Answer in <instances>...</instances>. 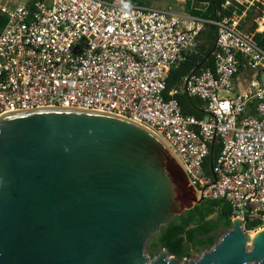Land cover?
I'll return each mask as SVG.
<instances>
[{"label": "built area", "instance_id": "1", "mask_svg": "<svg viewBox=\"0 0 264 264\" xmlns=\"http://www.w3.org/2000/svg\"><path fill=\"white\" fill-rule=\"evenodd\" d=\"M255 13L241 25V17L206 21L123 0L0 1V117L63 108L128 119L161 139L202 201L226 203L231 221L257 233L264 229V10ZM205 24L216 28L213 70L183 77L166 99L169 71L194 51ZM176 94L199 99L204 118L182 115ZM213 141L221 150L210 178L202 164Z\"/></svg>", "mask_w": 264, "mask_h": 264}, {"label": "water", "instance_id": "2", "mask_svg": "<svg viewBox=\"0 0 264 264\" xmlns=\"http://www.w3.org/2000/svg\"><path fill=\"white\" fill-rule=\"evenodd\" d=\"M201 202L161 139L128 119L63 108L0 117V264H178L144 250ZM231 223L182 264H264V229Z\"/></svg>", "mask_w": 264, "mask_h": 264}, {"label": "trees", "instance_id": "3", "mask_svg": "<svg viewBox=\"0 0 264 264\" xmlns=\"http://www.w3.org/2000/svg\"><path fill=\"white\" fill-rule=\"evenodd\" d=\"M124 3L144 6L142 0H123ZM227 0H185L184 10L190 16L200 18L206 21H220L224 17H231L235 12V6L239 7L240 15L244 6L236 3L223 6ZM258 6L259 3H257ZM253 12L250 11L249 15ZM4 20H0V29ZM201 41L194 52L186 56L177 68H172L165 79L166 99L183 77L190 74H198L202 70H213L214 63L212 53L215 47L216 28L214 25L205 24L199 34ZM174 98L180 108L182 115L192 116L198 120L204 118L205 114L202 108V102L194 97L185 94H176ZM221 150V145L213 141L208 145V154L203 161L202 169L204 175L212 177L211 166L214 164ZM232 211L231 208L222 201H202L193 209L176 216L172 221L160 228L156 235V240L148 244L150 250L165 249L169 256L176 260L189 258V253L184 249L187 244L196 252L209 250L216 244L219 231L223 228L230 230ZM249 229V226L246 227ZM152 238V237H151Z\"/></svg>", "mask_w": 264, "mask_h": 264}, {"label": "rangeland", "instance_id": "4", "mask_svg": "<svg viewBox=\"0 0 264 264\" xmlns=\"http://www.w3.org/2000/svg\"><path fill=\"white\" fill-rule=\"evenodd\" d=\"M1 2H9L11 4H25V0H0ZM143 4L145 7L152 8V9H171L173 12H177L180 14H187L186 11L184 10V3L185 0H142ZM257 1L262 2L261 6L257 9ZM236 3L237 5H242L245 6L243 12L238 15L239 7L235 6V12L233 13L232 16L234 18L238 19V17H241V25H248V23L251 24V22L254 20V18L257 16L256 12L263 11L264 10V1L263 0H230L231 4ZM239 3V4H238ZM241 3V4H240ZM252 11L253 13L249 15V12ZM261 14V12H260ZM250 20V21H249ZM201 38L199 36L198 38V44L200 43ZM196 46V47H197ZM229 231V230H228ZM225 229H221L218 234V239L216 243L219 241L220 237L223 236L225 233L228 232ZM156 235H153L152 238L148 241L147 245L150 244L152 241L156 240ZM253 235V234H252ZM184 249L189 253V258H184L186 260H191V261H196L200 258L201 254L203 252H206L208 250H204L202 252H196L193 248H190L187 244L184 245ZM249 249V247H248ZM160 252V249H154L150 250L148 246H146L144 253L148 257L149 261L154 259L158 253ZM171 256L168 255V258ZM178 264H182V260H176Z\"/></svg>", "mask_w": 264, "mask_h": 264}, {"label": "crops", "instance_id": "5", "mask_svg": "<svg viewBox=\"0 0 264 264\" xmlns=\"http://www.w3.org/2000/svg\"><path fill=\"white\" fill-rule=\"evenodd\" d=\"M198 38H199V37H198ZM196 48H197V47H196ZM196 48H195V49H196ZM195 49H194V51H195ZM194 51H193V52H194Z\"/></svg>", "mask_w": 264, "mask_h": 264}, {"label": "bare ground", "instance_id": "6", "mask_svg": "<svg viewBox=\"0 0 264 264\" xmlns=\"http://www.w3.org/2000/svg\"><path fill=\"white\" fill-rule=\"evenodd\" d=\"M254 234H255V233H254ZM254 234H253V235H254ZM253 235H251V236H253Z\"/></svg>", "mask_w": 264, "mask_h": 264}]
</instances>
